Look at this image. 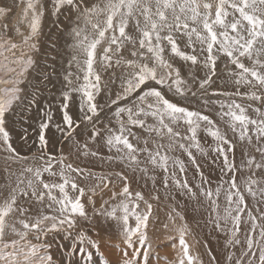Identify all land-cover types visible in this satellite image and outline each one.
Wrapping results in <instances>:
<instances>
[{
  "label": "snow or ice",
  "instance_id": "6c2138e0",
  "mask_svg": "<svg viewBox=\"0 0 264 264\" xmlns=\"http://www.w3.org/2000/svg\"><path fill=\"white\" fill-rule=\"evenodd\" d=\"M50 2L53 15L67 9L75 16V24L70 30L69 67L75 65L78 71L75 79L71 71L64 75L66 87L61 92L59 108L62 122L56 124L61 138L73 140L81 125L85 130L91 126L89 138L93 141L103 140L110 151L115 150L116 156H110L109 160H119L133 173L138 170L144 175L148 174L149 165L153 169H161L165 175V188L169 187L170 180L182 195L193 199L203 197L209 206L207 224L216 232L226 231L228 245L241 246L242 251L234 260V254H228L229 264H264V223H259L264 222V208L260 207L264 205V179L254 178L256 172L253 171L264 172V111L261 110L264 107V0ZM20 4L23 8L13 29L23 35L18 25L25 24L28 33L23 35V43L30 50L35 49L34 41L40 34L47 4L42 0H13V6H9L0 0V19L8 21L14 6ZM0 28L3 32L10 30L7 22ZM182 43L191 51L184 50ZM17 48L18 45L10 38L0 36V56L5 52L13 56L11 61L7 57L0 61V71L7 75V78H0V153L5 154L4 171L8 174V183L3 188L6 195L0 199V264H64L63 258L59 262L56 260V254L50 251L51 243L44 239L61 232L69 237L74 236L76 241L74 247L65 249L70 258L68 264H88L92 253L87 249L98 250L100 245L89 234L87 224L82 223L93 219L88 215L83 198L86 191L90 192L91 195L86 198L95 207L93 197L97 191L103 192L109 188L115 178L123 186L119 192L112 191L110 200H118V203L101 204L95 215L120 224L124 248L120 250L116 264H149L151 244L148 229L152 222L153 205L141 192L133 193L130 190L126 175L116 172L114 176H94L72 163L65 164V157L56 158L48 152V145L53 142L49 135L53 115L50 110L39 109V102L35 99L30 104L35 103L41 114L38 127L33 129L37 136L34 141L38 145L37 152L30 158L20 155L13 146L7 114L21 100L22 90L18 85L22 81L11 74L23 76L34 64L31 56L25 57L23 52L17 57ZM125 53L128 54L127 58ZM221 57L227 58L234 66V69L228 70V75L236 85V91H212L210 95L227 97L224 101L205 98L209 96V87L217 74V61ZM176 58L192 66L202 65L206 69L205 75L199 78L198 83L195 77L191 82L184 80L180 69L174 65ZM114 66L121 69V87L110 103L101 106L96 101L102 90L100 70L106 71ZM44 79L51 82L46 73ZM153 83L159 87L152 86ZM240 86L248 90L241 92ZM165 88L184 99L199 96L205 106L218 104L226 130L222 132L208 115L189 110L166 98ZM73 94L79 95L82 114L79 121H74L69 112ZM235 96L259 103L261 107H253L251 103L245 107L233 98ZM122 101L130 103L121 104ZM112 106H116L114 116L118 128H107L105 134L97 127V120L103 107L111 109ZM248 109H252L259 118L249 116ZM148 118L152 123L148 122ZM182 124L186 125L187 135L178 130ZM202 127L215 142L210 151L222 161L221 172L229 177L215 189L204 186L210 182L204 178L190 151L192 147L204 151L197 139V132ZM137 129L146 135L142 136ZM227 130L249 146L255 140L254 151L259 154L260 160L255 155L245 153L246 162L237 169L234 159L230 160L235 145L228 137ZM18 135L25 143L31 139L27 128ZM164 140H167V144L163 143ZM84 147L87 149V144ZM175 149L186 152L196 166L200 176V183L195 186L198 192L194 191L186 178H179V175L186 176V171L183 161L169 155ZM84 155L95 157L98 153L85 151ZM141 156L144 157L143 161ZM170 160L173 165L171 172ZM15 164L20 165L18 171L12 169ZM54 164L58 165V172L54 170ZM243 168H247L250 174L242 189L236 173ZM45 173L53 179H43ZM57 177L59 182L55 179ZM82 178L94 179L97 183L86 190L80 185ZM245 192L256 201L258 215L246 203ZM222 193L225 205L221 210L218 201ZM152 199L158 197L153 196ZM141 202L144 204L143 210H140ZM37 204L42 210H35ZM172 211L175 215L170 214L168 219L179 237L174 264H203L186 242L185 237L190 233L187 223L176 225L177 217L180 221H184L185 217L175 208ZM130 220H134V226ZM244 225L250 227L242 241L239 233ZM164 227L168 228L169 225L165 224ZM208 256L210 264H214L215 257L211 251ZM104 264L109 262L105 261Z\"/></svg>",
  "mask_w": 264,
  "mask_h": 264
},
{
  "label": "rangeland",
  "instance_id": "374dc122",
  "mask_svg": "<svg viewBox=\"0 0 264 264\" xmlns=\"http://www.w3.org/2000/svg\"><path fill=\"white\" fill-rule=\"evenodd\" d=\"M34 42L36 43L37 47V39ZM21 47L22 48L18 47L15 50L16 56L19 57V54H21L22 49H27L31 51L33 60V53L35 54L37 49L35 48L30 50L29 47L25 44H23ZM7 57L8 61H11L13 59V56L9 58L8 55ZM4 60V58H0V61ZM32 68L38 76L37 79L33 78L31 71ZM36 69L33 64V66L29 68L23 76L16 77L15 74H11L14 78H18L22 81L18 85V87H20L22 90L20 93L21 100L15 103L14 110L7 114L8 125L12 123V127L14 129L16 127L15 122L20 121L23 125H25L27 123V120L29 119V114H32V111L38 110L37 105L35 103L30 104V102L34 99L39 102V109L43 108L45 109V111L50 110L53 115V118L57 116L55 111L47 108V104L43 102L40 104V95L42 94V92L47 93V90L46 87L43 85V75L39 74L38 70ZM0 78H7L5 72L0 71ZM34 85L37 86L35 88L36 92H30V89H32V86ZM104 87L105 85L102 86V88ZM104 90L102 89L100 94L96 97V101L98 104L101 95H105ZM28 93L30 94V97L28 96ZM235 97L241 98L238 96ZM102 98L104 100V104H102L101 106L108 104V101L105 100L104 97ZM178 98L180 102H173L177 103L180 106L187 107L189 110L200 111L201 113L208 115L222 132L226 130L227 126L224 120L221 119L218 104H209L205 106L200 97L198 96L193 100V102L187 103V105L186 103H183L186 101H183L180 96H178ZM210 99L221 100V96H211ZM237 101L244 104L245 107H247L249 102H252H248V100H246L245 102H243V100ZM72 102H74V100ZM78 105H80V103ZM254 107H261V105L257 104ZM110 110L111 109H109L108 107H103V110L99 113L97 127L100 128L102 132H105L107 128H118V122L114 116L115 110L113 112H111ZM261 110L264 111V107H261ZM248 115L254 119L259 118L258 115L254 111H252V109H248ZM61 122L62 120L53 121V125L51 128L56 132V135H59V138L61 136L60 133L56 131V124ZM148 122L152 123L151 118H148ZM178 130L184 135L188 134L186 132V125L182 124ZM91 131V126L88 127L87 130H85L84 125H81L80 128L77 130L78 135H76L73 140L64 141L61 144L59 153L61 155L58 154L59 156L55 155L57 153L55 141L48 145L47 150L48 152H52V155L56 158H59L61 156L65 157V164L72 163L73 166L83 168L86 170V172L90 171L94 176H103L109 174L114 176L116 172H122L129 178L130 190L133 193L137 191L141 192L145 199L152 203L153 217L148 229V238L149 243L151 244L149 264H174V261L176 260V252L179 248V237L176 231L174 230L171 221H169L168 219L170 214L175 215V213L172 211L174 208L176 209V212H179L185 217L184 221H180L177 217L176 225L178 226L181 223H187L190 229V233L185 237L186 242L189 244L192 253L199 255L200 259L203 261V264H210V257L208 256L209 251H211L212 255L215 257L214 264H229V261L227 259L229 253L234 254L233 260L239 256L240 252L242 251L241 246L233 247L228 245L227 232H216L212 229L211 226L207 224V221L209 219V206L207 201H205L203 197L193 199L189 198L187 195H182L180 190L175 188V186L172 185L170 180L169 187L165 188V175L163 171L159 168L153 169L149 165L148 174L144 175L138 170L133 173V171L128 168L125 163H122L119 160H109L110 156H116L115 150L110 151L107 145L104 144L103 140H91L89 138V134ZM136 131L142 136L146 135L142 133L139 129H137ZM227 135L235 145L234 154H230V160L234 159L237 169H240L241 165L246 162L245 153H247V155H255L256 159L260 160L259 154L255 153L254 151L255 140L253 141V145L249 146L246 142L242 143L238 139V136L233 135L231 130H227ZM197 139L200 142V147L204 149V151H198L196 147L190 148V151L193 153V156L199 164L200 171L203 173L204 178L210 182L209 184H206L204 186L206 188L211 186L213 189H215V187L219 183H221L222 180H226L229 177L224 176V174L221 172L222 161L217 158L214 153H211L210 149L214 146L215 142L213 141L211 136L207 135L203 127L198 130ZM133 142L135 143V141ZM163 143L167 144V140H164ZM185 143L187 144L189 142L185 141ZM85 144H87V149H85L84 147ZM85 151H96L98 155L95 157L91 155L86 156L84 155ZM1 154L2 153H0V155ZM169 155L175 159L183 161L186 176L179 175V178L181 180L186 178L189 181V184L193 187L194 191L198 192L195 186L196 184L200 183V176L199 173H197L196 166L193 165L189 160L187 153L183 150L175 149L173 152L169 153ZM140 159L141 161H143L144 157L141 156ZM1 163L6 164V161H1ZM143 166L144 165L142 163L141 167ZM17 168L13 166L12 169L14 171H18L19 168ZM58 169V165L54 164V170L57 171ZM172 170L173 165L172 161L170 160L169 171L171 172ZM175 171H177V173L179 174L178 168H176ZM253 171L256 172L254 178L264 179V172L255 169H253ZM249 174L250 173L247 168H243L242 171H237L236 173L237 181L242 189L244 187V181L249 176ZM43 179H45L46 181H51V179L53 178H49V175L45 173ZM55 179L57 180V182H59L58 177ZM7 183L8 174L4 171V169H0V199H2L4 195H6V192L3 191V188L4 185H6ZM96 183L97 181L94 179L82 178L80 180V185L86 190L91 188ZM122 186V182L118 178H115L113 183L109 185V188L104 189L103 192L98 190L96 195L93 197L95 207L92 203H89L87 201L86 197L87 195H91V193L86 191V196L85 198H83V202L85 203L88 215L90 217H93V219L89 222L82 221V223L87 224L88 228L90 229L89 234L94 239H96L100 245L98 250L92 248L87 249L92 253V258L88 261V264H104L105 261L109 262V264H116V261L118 260L120 255V250L124 248V245L122 244V237L120 234V224L115 220H106L102 216L97 218L95 215L96 211L99 210L101 204H105V202H109L111 204L118 203V200H110V197L112 191L119 192ZM244 194L246 196V203L249 205V208L253 211L254 214L258 215V213L256 212V201L253 200V198L249 196L246 192ZM153 196H157L158 199H152ZM218 202L220 203L222 210L225 205V197L223 193L221 194ZM260 207L264 208V205H261ZM143 208L144 204L143 202H141L140 210H143ZM35 210L42 209H40V205L37 204L35 206ZM130 223L134 226L135 222L134 220H130ZM165 224H168L169 228H165ZM93 225L95 226L93 227ZM230 226L231 225H229V227ZM249 227L250 226L248 225L242 226L241 232L239 233V237L242 241ZM170 231L172 232L170 233ZM258 231L259 229H257V233ZM44 239H47L51 243L50 251L56 254V260L59 262L63 258L64 264H68V259L70 258L67 256V252L65 251V249L75 246V237H69L65 232H61L55 236L50 235ZM33 242L35 241L33 240ZM128 251L131 252V249H129Z\"/></svg>",
  "mask_w": 264,
  "mask_h": 264
},
{
  "label": "bare ground",
  "instance_id": "6f19581e",
  "mask_svg": "<svg viewBox=\"0 0 264 264\" xmlns=\"http://www.w3.org/2000/svg\"><path fill=\"white\" fill-rule=\"evenodd\" d=\"M2 2L6 3L9 6H13V0H2ZM42 2L47 4V11L45 12V16L42 18V21H41V31L37 38L38 45L36 47L37 49L36 53L35 54L33 53L34 55L33 61H34V67L35 69L37 68L36 70H38L39 74L43 75L44 77L46 73L50 77L51 82L42 78L43 85L46 87L47 93L42 92V94L40 95L39 101H40V104L43 102L47 104V106L50 105L51 106L50 109L56 112L57 116L53 118V121L55 120L61 121L62 114L60 113L59 108H60V101H61V92L65 90V87H66V82L64 81V75L67 72L71 71L74 74L73 79H75V74L78 71L75 65H73L72 67H69V60L71 59V48L69 47V45L72 43V39L70 36V30H71V27L74 26L75 24V16L69 13L67 9L61 11L59 14L53 15L52 14L53 10L51 7L50 0H42ZM22 8H23L22 4H20L19 6H14V10L11 14V18L8 21L0 19L1 25L7 22L9 24V29H10L8 32H3L2 28H0V36H3L5 39L10 38L11 41L15 42L19 48H22L21 46L24 44L23 35H26L28 33V28L25 24L18 25L23 35L17 34L13 29V25H17L18 23ZM181 47L184 48V50L186 51H191V49L185 48L184 43L181 44ZM21 52L25 54V57L30 55L32 58L31 51L27 49H22ZM8 55H9V58L12 57V54L10 52H5L2 56H0V58L5 59V57H7ZM20 55L21 54H19V56ZM127 55L128 54L125 53L126 58H127ZM202 59H203V56H201V60ZM244 62L246 64H249L247 60H245ZM5 63H7V61H5ZM174 65L175 67L180 69L182 78L189 82H191V80L195 77L198 83L199 78L203 77L206 72V69H204L202 65L192 66L190 65V63H186L184 61L179 60V58L175 59ZM230 69H234V66L231 65L227 61V58L221 57L218 59L217 69H216L217 74L213 78V83L209 87V96L205 98H210L211 97L210 94L212 91H216V92L218 91L219 92H225V91L235 92L236 91V85L233 83L232 79L228 75V70ZM31 71H32L33 78L37 79L38 76L34 72L33 68L31 69ZM100 74L102 76L101 89L103 90L105 89L104 90L105 95L104 96L101 95V98L99 97L100 98L99 104L102 105L104 104V100L102 97H104V99L107 100L108 103H110V99H114L116 93L120 90L121 69L114 66L113 68L107 69L106 71L100 70ZM36 85L32 86V89H30V92H36L35 91V88L37 87ZM103 85H105L104 88H102ZM7 86L8 85H5V87ZM152 86L159 87L158 85H155L154 83ZM247 90L248 89L246 87L240 86L241 92H245ZM164 94L166 98H168L169 100L180 102L178 95H175L173 92H169L167 88L164 89ZM73 95H74V99H73L74 102H72V104L74 105L70 104L69 112L73 116L74 120L79 121L82 116L80 112V105H78L80 103V101L78 100L79 95L78 94H73ZM28 96L30 97L29 93H28ZM233 98H235L236 100H243V102L246 101L245 99H242V98H236V97H233ZM181 99L183 101H186V102H183L186 104L189 102L191 103L194 100L190 97L188 99H184L181 97ZM225 99H228V98L221 96V101H224ZM123 103H130V101L128 102L122 101L121 104ZM250 103L253 104V107L259 104V103H254V102H249L248 104ZM115 107L116 106H112L110 111L113 112L115 110ZM41 110H45V109L42 108ZM40 115L41 114L38 113V110L32 111V114H29V119L27 120V123L25 125H23L20 121L15 122V126H16L15 129L12 127V123L8 125V127L12 129L13 146L17 149V151L22 156H28L31 158V156L37 152L38 145L34 143V141L37 139V136H36V133L33 131V129H36L38 127V123L40 121ZM29 125H31V127H29ZM25 128L28 129L29 134L31 136V139H29L27 143L22 141L18 135V134H22ZM49 135L52 137V141H55V144H56L57 153L55 155L57 156L61 155L59 154L60 146L65 140H63L61 137L59 138V135H56V132L53 129H51V132L49 133ZM50 153L52 154V152ZM1 161L5 162V154L3 153L0 155V169H5L6 164L1 163ZM13 166L16 168L17 167L20 168L19 164L12 165V168ZM171 232L172 231H170V233Z\"/></svg>",
  "mask_w": 264,
  "mask_h": 264
}]
</instances>
